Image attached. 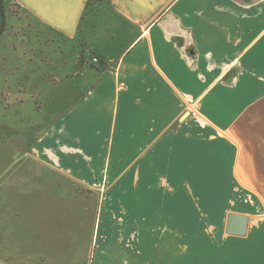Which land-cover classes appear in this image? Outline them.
<instances>
[{
	"label": "crops",
	"instance_id": "obj_1",
	"mask_svg": "<svg viewBox=\"0 0 264 264\" xmlns=\"http://www.w3.org/2000/svg\"><path fill=\"white\" fill-rule=\"evenodd\" d=\"M15 2L35 25L78 48L87 57L78 76L91 73L94 81L28 150L33 168L55 182L35 171L16 180L17 197L10 187L0 191V264H144L149 249L170 264L163 250L172 244L188 250L180 257L191 264V242L182 248L168 235L185 228L145 227L138 192L149 179L191 183L197 169L200 179L226 171L264 211V0ZM48 185L76 200L101 196L91 224L64 227L49 220L58 211L7 203ZM125 200L135 201L132 211ZM233 213L250 217L247 235L238 237L246 238L252 217ZM220 244L232 251L216 264H264V241Z\"/></svg>",
	"mask_w": 264,
	"mask_h": 264
},
{
	"label": "rangeland",
	"instance_id": "obj_2",
	"mask_svg": "<svg viewBox=\"0 0 264 264\" xmlns=\"http://www.w3.org/2000/svg\"><path fill=\"white\" fill-rule=\"evenodd\" d=\"M86 58L73 44L35 25L15 0H0V174L7 171L0 181L2 193L10 187V193L17 197L20 193L14 190L16 180L27 178L30 172H39L43 178L55 182L56 179L45 169L33 168L31 163L35 159L28 150L93 83L91 73L76 75L77 69L84 67ZM186 106V111L192 110L199 115L195 104L187 103ZM196 173L199 174L198 169ZM197 174L192 175L191 183L183 182L185 178H181L180 183H173L167 177L162 178L159 185L150 179L146 181L138 192L139 210L145 217L144 226L160 224L185 228L186 232L168 235L180 242L181 247L184 242H191V264H216L217 257L222 258L223 253L232 251L221 248L222 241H264V211L255 197L232 185L226 171L218 174L209 171L207 178L202 179ZM36 185L32 184V187L36 189ZM49 187L26 198L20 195V198L7 203L14 209L25 206L32 212L56 214L58 211L61 213H58L59 217L56 214L57 218L49 220L59 223L64 220V227L79 222L81 225L91 224L96 213L93 204L101 205V196L96 201L76 200L67 194L69 190L62 192L60 185ZM88 192V189L80 187L81 195L88 196ZM124 203L125 212L132 211L131 204L135 201L125 200ZM85 208L88 213L84 218L64 217L71 210ZM233 212L252 217L246 238L226 234L227 217ZM151 235L158 237L159 234ZM65 239L68 240L67 237ZM171 246L172 249L163 250L170 254V264H184L182 257L188 250ZM148 251L151 250H145L144 264H167L166 259L153 258Z\"/></svg>",
	"mask_w": 264,
	"mask_h": 264
},
{
	"label": "water",
	"instance_id": "obj_3",
	"mask_svg": "<svg viewBox=\"0 0 264 264\" xmlns=\"http://www.w3.org/2000/svg\"><path fill=\"white\" fill-rule=\"evenodd\" d=\"M83 68V65L77 69L78 75ZM73 76L72 78H74ZM250 217L246 215L230 213L227 217L226 234L230 236L245 237L248 233Z\"/></svg>",
	"mask_w": 264,
	"mask_h": 264
},
{
	"label": "built area",
	"instance_id": "obj_4",
	"mask_svg": "<svg viewBox=\"0 0 264 264\" xmlns=\"http://www.w3.org/2000/svg\"><path fill=\"white\" fill-rule=\"evenodd\" d=\"M90 62H91V64H93V65H97V64L100 63V62H99V59L96 58V57H92Z\"/></svg>",
	"mask_w": 264,
	"mask_h": 264
},
{
	"label": "trees",
	"instance_id": "obj_5",
	"mask_svg": "<svg viewBox=\"0 0 264 264\" xmlns=\"http://www.w3.org/2000/svg\"><path fill=\"white\" fill-rule=\"evenodd\" d=\"M100 64H101V66H102V65H104V63H103V62H101ZM101 70H103V68H102Z\"/></svg>",
	"mask_w": 264,
	"mask_h": 264
}]
</instances>
